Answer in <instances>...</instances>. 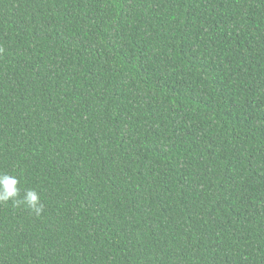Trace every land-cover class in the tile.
<instances>
[{"label":"trees","instance_id":"16d2710c","mask_svg":"<svg viewBox=\"0 0 264 264\" xmlns=\"http://www.w3.org/2000/svg\"><path fill=\"white\" fill-rule=\"evenodd\" d=\"M0 264H264V0H0Z\"/></svg>","mask_w":264,"mask_h":264},{"label":"clouds","instance_id":"9594fccd","mask_svg":"<svg viewBox=\"0 0 264 264\" xmlns=\"http://www.w3.org/2000/svg\"><path fill=\"white\" fill-rule=\"evenodd\" d=\"M10 200L16 206H26L36 216H40L44 211L40 194L35 189H26L21 196L18 178L3 172L0 173V203Z\"/></svg>","mask_w":264,"mask_h":264}]
</instances>
